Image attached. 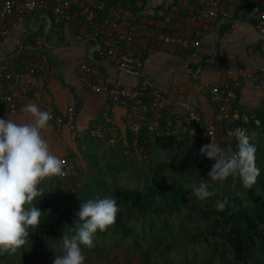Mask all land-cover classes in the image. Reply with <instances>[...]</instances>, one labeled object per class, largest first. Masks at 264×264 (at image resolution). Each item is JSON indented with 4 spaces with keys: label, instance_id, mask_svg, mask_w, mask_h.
I'll return each instance as SVG.
<instances>
[{
    "label": "crops",
    "instance_id": "obj_1",
    "mask_svg": "<svg viewBox=\"0 0 264 264\" xmlns=\"http://www.w3.org/2000/svg\"><path fill=\"white\" fill-rule=\"evenodd\" d=\"M209 1L143 0L137 17L129 0H121L117 7L113 5L129 19L157 32L172 34L176 29L186 27L200 40L199 49L191 52L165 46L148 51L142 71L130 70L133 73L111 64L97 50L94 29H89L76 15L80 8L78 0L72 16L61 24L55 22L50 11L35 12L25 22L11 18L8 22L10 34L0 37V62L8 63L17 72L8 85L10 93L5 84H0V93L15 94L18 108L12 112L7 103L0 102V117L28 123L30 118L23 108L29 103L50 111L53 118L41 134L53 154L71 160L75 168L77 163L84 167L85 159L89 163L97 161L98 154L113 159L118 153L128 155L132 150L140 153L130 141L129 130L137 116V106L134 103L116 106L107 94L86 90L81 83L80 67L87 63L97 68L108 85L121 82L135 88L144 79L149 80L164 95L163 113L170 118L184 117L189 122L183 128L180 126L183 131L178 138L173 139L174 135H168L167 130L161 132L155 128L160 131L157 135L150 132L151 143H145L149 147H143L142 155L150 156L149 163L151 153L155 156L173 154L178 158L184 152L188 157L205 145L202 132L191 127L182 102L187 101L193 106L201 118V127L206 128L219 119L211 91L223 84L235 88L238 95L232 107L233 117L244 123L253 142L263 147L264 91L249 80L247 74L257 73L264 65L261 52L264 36L255 15L257 9L264 6V0L224 2L218 20L211 25H202L193 17L205 12ZM57 25L60 27L58 33L54 29ZM72 102L77 103L75 124L59 131L57 122ZM149 126L157 125L150 123ZM162 159V162L166 161Z\"/></svg>",
    "mask_w": 264,
    "mask_h": 264
},
{
    "label": "trees",
    "instance_id": "obj_2",
    "mask_svg": "<svg viewBox=\"0 0 264 264\" xmlns=\"http://www.w3.org/2000/svg\"><path fill=\"white\" fill-rule=\"evenodd\" d=\"M120 1L106 6L105 11L100 10L99 19L107 17L111 8L116 9L114 6L117 7ZM129 3L137 17V11L142 8L137 4V0H129ZM59 28L58 25L55 26V32L58 33ZM4 84L10 93L9 84ZM146 104L147 113L140 137V153L131 151L135 163H139L138 166L149 162V155L143 156L142 162H138L137 158L143 155V147H149L145 146V143H151V131L157 135V132L167 130L168 135H174V139L180 137L182 128L189 123L184 117L170 118L165 115L163 104L159 110L160 116H157V111L152 107L151 99L147 100ZM216 111L218 116L217 105ZM179 117L182 128L178 127ZM169 122H172L170 127ZM236 122L239 126H244L238 119ZM150 123L157 126H149ZM216 123H219V119ZM176 129L178 132L175 134ZM195 131H201L202 139L206 138L205 127L198 125ZM255 145L256 165L261 170L257 182L249 188L243 185L238 176H230L231 181L237 179L232 189H224L219 181L210 182V190L214 195L205 201H200L192 195V186L187 185L194 178L198 184L210 178L209 162L213 160L202 156L200 150L188 154V157L186 155V164L192 163L195 158L200 159V164H192L183 172L179 171L182 183H178L174 178L172 182L166 179L165 172L172 169V165L166 161L155 166V181L145 189L116 183L112 190L106 191L107 196L114 198L120 208L116 223L107 231L98 232L93 246L108 237L122 243L127 241L128 247L123 248L125 257L121 256L119 249L112 250L116 255L111 256V251L105 253L106 248H98L92 253L93 256L86 258L85 264H264V148ZM221 146L234 149L236 140L228 133H223ZM75 170L78 172L77 167ZM76 174L65 179L52 177V180L77 182ZM61 193L62 191L59 192ZM225 199L228 200L227 206L222 211L217 210V203ZM61 201L62 198L57 197L56 200L47 201L43 205H36L40 206L44 213L39 228L31 233L29 243L16 253L0 254V264H52L51 258L43 261L37 255L47 245H56L62 241L64 234H72L82 203L68 202L64 207ZM30 250L34 256L32 260L27 257ZM92 257L97 258L96 263L92 262Z\"/></svg>",
    "mask_w": 264,
    "mask_h": 264
},
{
    "label": "built area",
    "instance_id": "obj_3",
    "mask_svg": "<svg viewBox=\"0 0 264 264\" xmlns=\"http://www.w3.org/2000/svg\"><path fill=\"white\" fill-rule=\"evenodd\" d=\"M116 1L78 0L80 8L76 12V15L84 21L89 29H94L93 36L98 39L97 50L104 54L111 64L125 70L140 72L144 67L145 56L148 51L157 50L162 46L174 48L184 53L199 49L200 40L190 28L180 27L172 34L160 33L140 22L129 19L123 11L114 8H111L107 17L100 20V10ZM229 1L231 0H210L206 11L194 16L193 19L199 21L202 25H211L218 20L223 3ZM75 2L76 0H1L0 37H7L10 34L8 22L11 18H16L19 22H25L30 15L38 11L52 12L55 22L61 24L72 16ZM137 4L142 5L143 0H137ZM255 15L259 23V31L264 36V6L258 8ZM261 50L264 55V42ZM37 68L39 69L38 66ZM80 70L82 86L89 92L107 94L112 104L116 106H127L130 103L137 106L138 113L135 120L129 125V130L132 135L133 146L139 148L147 113L146 101L152 100V107L157 111V116H160L159 110L164 100L163 93L147 79H144L138 87L129 88L121 82L110 85L104 83L97 68L91 64H82ZM16 72L17 70L13 66L6 62H0V84H11ZM247 76L249 80L264 91V65L257 73L247 74ZM237 98L236 89L228 84L212 89L211 99L217 105L219 123L207 125L205 145L210 144L212 140L221 146V135L238 127L245 129L248 133L247 128L239 126L232 116L233 103ZM0 102L7 103L12 112H16L18 108L15 94L0 93ZM182 106L187 111L191 127L195 130L201 124L200 116L189 102H182ZM76 115L77 103L72 102L66 114L59 118L57 122L58 130L60 131L64 126L73 127ZM177 123L178 127L182 125L181 121H177ZM171 125L172 122H169L168 127ZM177 132V129L174 130L175 134ZM232 150L235 151V148ZM61 159L64 162L65 174L60 178L65 179L76 174L75 164L67 158ZM137 159L138 162H142L143 156L139 155ZM214 163L215 161L209 162L210 170Z\"/></svg>",
    "mask_w": 264,
    "mask_h": 264
},
{
    "label": "clouds",
    "instance_id": "obj_4",
    "mask_svg": "<svg viewBox=\"0 0 264 264\" xmlns=\"http://www.w3.org/2000/svg\"><path fill=\"white\" fill-rule=\"evenodd\" d=\"M23 111L30 122L17 123L0 117V254L16 253L29 243L31 233L39 228L44 216L36 206L46 195L42 182L65 174L63 160L53 154L41 134L49 126L52 113L34 103L25 105ZM228 135L236 140L235 151L212 140L200 149L202 156L215 161L208 173L210 178L192 186L191 194L200 201L214 195L210 182L238 176L250 188L261 175L253 138L239 127ZM227 204V199L218 202L217 210H224ZM119 211L117 201L110 196L97 195L82 201L78 223L75 222L71 235H63V252L55 255L52 264H85L83 247H92L98 232L115 225Z\"/></svg>",
    "mask_w": 264,
    "mask_h": 264
},
{
    "label": "rangeland",
    "instance_id": "obj_5",
    "mask_svg": "<svg viewBox=\"0 0 264 264\" xmlns=\"http://www.w3.org/2000/svg\"><path fill=\"white\" fill-rule=\"evenodd\" d=\"M160 141H163V138H161ZM151 154L152 158L150 163L147 162L145 165L142 164L140 166H138L139 163H135L131 153L128 155L118 153V155H116L113 159L106 156V154L105 156L98 154L97 161L96 159L91 160L92 165L89 163L88 159H85L84 161H87V164L84 167L80 164L78 165V163L76 165L78 170L75 175L78 178L77 182L67 183V180H61L58 182L52 180V178H46L45 182L41 184V187L46 195L43 196L37 204L43 205L47 201L56 200L57 197L62 198L61 204H63L64 207L68 202L77 204L83 200L95 198L97 195L107 196L106 191L112 190L116 183L131 186L137 189H145L148 185L155 181L154 168L157 164L162 162V158L166 160L168 164L172 165V169H167L165 172V175L167 176L166 179L171 182L174 178L178 183H182L179 171L183 172L186 167H189L192 164H195L196 166L200 164L199 158H195L192 163L186 164V153L184 152L178 158H174L173 154L170 156L168 154L163 156L162 154L158 155L159 157L155 156L153 153ZM91 167L93 168L91 169ZM229 177L224 181H219L220 185L224 189H232L236 184L237 179L231 181ZM187 185H198L197 179L194 178V180H191L187 183ZM60 190L62 191L61 194H59V192H61ZM221 193H223L222 190ZM99 242V244L97 243L96 246H92L90 248L83 247V252L86 258L90 255L93 256V252H95L98 248H106L105 253L111 251V256L116 255V252L112 250L119 249L118 251H120L121 256L125 257L123 255V253L125 254V250H123V248L126 246L128 247L129 244L127 241L122 243L121 241H116L114 238L110 237L106 238L105 241ZM62 252V241H60L56 245H47L44 249L42 248L37 256L43 261L46 258H51L53 261L55 255H60ZM27 257L29 260L34 258L31 250L27 252ZM92 258L94 259L92 262L96 263L97 258Z\"/></svg>",
    "mask_w": 264,
    "mask_h": 264
},
{
    "label": "water",
    "instance_id": "obj_6",
    "mask_svg": "<svg viewBox=\"0 0 264 264\" xmlns=\"http://www.w3.org/2000/svg\"><path fill=\"white\" fill-rule=\"evenodd\" d=\"M125 70V69H124ZM126 71H129V72H131L130 70H126ZM131 73H133V72H131ZM138 75H140V74H138Z\"/></svg>",
    "mask_w": 264,
    "mask_h": 264
}]
</instances>
